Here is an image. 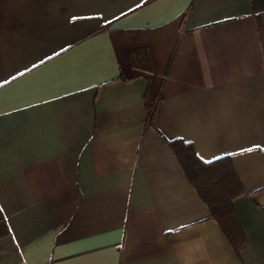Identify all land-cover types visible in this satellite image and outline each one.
Listing matches in <instances>:
<instances>
[{"label": "crops", "instance_id": "obj_1", "mask_svg": "<svg viewBox=\"0 0 264 264\" xmlns=\"http://www.w3.org/2000/svg\"><path fill=\"white\" fill-rule=\"evenodd\" d=\"M175 138L230 156L239 255ZM0 264H264V0H0Z\"/></svg>", "mask_w": 264, "mask_h": 264}, {"label": "trees", "instance_id": "obj_2", "mask_svg": "<svg viewBox=\"0 0 264 264\" xmlns=\"http://www.w3.org/2000/svg\"><path fill=\"white\" fill-rule=\"evenodd\" d=\"M132 77H143L149 81L152 65L146 50H136L130 54ZM147 123L151 124L154 104L146 106ZM181 167L188 183L196 191L201 202L227 239L236 255L246 246L247 240L233 207V201L244 193L231 163L230 156H222L212 161L200 160L190 143L180 139L167 141Z\"/></svg>", "mask_w": 264, "mask_h": 264}]
</instances>
